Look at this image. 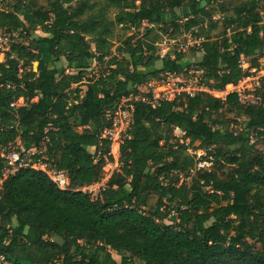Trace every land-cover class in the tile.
I'll return each mask as SVG.
<instances>
[{
  "label": "trees",
  "instance_id": "16d2710c",
  "mask_svg": "<svg viewBox=\"0 0 264 264\" xmlns=\"http://www.w3.org/2000/svg\"><path fill=\"white\" fill-rule=\"evenodd\" d=\"M144 24L146 38H127L112 57L113 30ZM38 31L45 37H34ZM157 31L195 35L201 58H162L159 36L148 39ZM0 34L10 36L0 62V180L3 151L24 152L19 142L26 152L46 147L50 165L78 189L104 176L105 161L95 163L90 149L100 147L122 99L186 68L218 92L246 77L243 59L260 68L264 0H3ZM63 59L79 73L64 72ZM94 63L104 70L88 78ZM228 113L244 118V128L231 130ZM263 140L264 99L243 106L236 94H200L156 109L138 103L121 169L98 200L61 191L33 169L0 186V256L10 264H264L251 244L264 248ZM192 144L207 154L209 171L196 169Z\"/></svg>",
  "mask_w": 264,
  "mask_h": 264
},
{
  "label": "built area",
  "instance_id": "2783aa9c",
  "mask_svg": "<svg viewBox=\"0 0 264 264\" xmlns=\"http://www.w3.org/2000/svg\"><path fill=\"white\" fill-rule=\"evenodd\" d=\"M0 39V43H1ZM2 45V44H1ZM3 48V47H2ZM166 54L161 55L164 58ZM260 63V68L253 69L245 62H241V67L247 72L246 77L238 85H229L225 91L211 90L203 81V73L194 68H186L182 73H167L160 82L150 85L151 91L140 93L137 96L124 98L120 101L117 111L111 120V126L104 130L101 136V144L99 148H93L91 153L94 156L95 163L101 160L105 161L103 167L104 176L101 181L92 185L72 189L71 180L67 172L58 170L54 165H50L49 160L45 156L46 147L42 150H30L27 152H18L16 150L3 151V158L6 161V169L0 186L11 177L15 176L22 169H33L45 173L50 180L61 191L82 192L91 196L92 200H98L101 193L107 188V184L112 176L121 169L120 151L122 146L131 139V130L134 125V114L136 104L144 103L156 109L165 102L179 101L183 97L195 98L200 94H209L217 99L225 100L230 94L238 96L239 103L243 106H258L263 102L262 81L264 80V64ZM262 65V66H261ZM230 88L231 90H227ZM177 134L181 135L182 142L184 133L177 129ZM109 143V151L104 148V142ZM256 139L252 135L250 144H255ZM40 155V159L34 161L33 156ZM199 163L197 170H210L212 163L203 161L202 156L207 157L205 152L198 153ZM112 158L113 160H111ZM194 172V171H193ZM0 188V190H1ZM0 264H10L5 258L0 256Z\"/></svg>",
  "mask_w": 264,
  "mask_h": 264
},
{
  "label": "rangeland",
  "instance_id": "374dc122",
  "mask_svg": "<svg viewBox=\"0 0 264 264\" xmlns=\"http://www.w3.org/2000/svg\"><path fill=\"white\" fill-rule=\"evenodd\" d=\"M9 1H11V0H9ZM40 1L45 3V0H40ZM2 9H3V0H0V10H2ZM110 17L113 18V14H111ZM217 18H218V16H217ZM147 28H148V25H146V24H144L140 29H136V30L134 29V30H128L127 31V30L123 29L122 27L115 28L113 30V37L111 39V43H112L111 47H112V54H113L112 57H114L118 54L117 50H118L119 46L127 38L132 37V36H136V38H138V39L146 38V34H147L146 29ZM33 36L34 37H45V34L41 31H38ZM156 36H159L158 48H159L160 55H164V54L167 55L168 54L172 58H176L178 55H182V56H184L185 60H187L189 63H191V65L196 63L201 58V53L198 52V48H199L201 41L198 40V38L195 35H192V34L175 35L174 39H172L170 35L169 36L163 35L159 31H157L155 34H153L148 39H155ZM0 39L2 41L1 44L3 47V50H2L3 53L0 54V62H4L5 61L4 53L7 51V44H9V42H10V40H9L10 36L0 34ZM31 42H32V38L29 39L28 43H26V44H30ZM246 61H248V60H246ZM259 62H261V64H264V51L260 54ZM59 65L62 67L64 72L66 71V72L72 73V74H78L79 73V71L76 69H70L66 60H64V59L61 61V63ZM103 70H104V68H100L99 65H97V63H94L92 68L86 73L87 74L86 77L92 78ZM155 83L156 82H153L149 85L141 87V92L147 93V92L151 91L152 88L150 87V85L155 84ZM73 88H76V86H74ZM83 89L86 90L85 87H83ZM227 90H231V89L228 88ZM228 117L232 120V123L230 125L231 130L238 132L244 128V126H245L244 124L246 122V120L244 118L237 116L235 113H228ZM175 136L177 138V142L182 140L181 135L177 134V131H175ZM196 146H198V145L192 144L190 146L189 153L191 155H195L196 153L197 154L200 153V151H197V152L194 151V148ZM258 146L262 151H264V140L259 142ZM17 148H19L21 151L23 150L24 152H26L24 150V148L22 147V145L19 144V142H18L17 146L15 147V149H17ZM157 199H158V197L155 196L152 200V203H155L157 201ZM167 223H170V222L167 220ZM54 240H56V239H54ZM57 242H60V241L58 240ZM251 244H253L256 251L264 253V248L261 244L254 243V242H251ZM111 254L117 262H119V263L121 262V257L119 255H117L114 251H111ZM136 264H143V263L136 261Z\"/></svg>",
  "mask_w": 264,
  "mask_h": 264
},
{
  "label": "crops",
  "instance_id": "0c3cea01",
  "mask_svg": "<svg viewBox=\"0 0 264 264\" xmlns=\"http://www.w3.org/2000/svg\"><path fill=\"white\" fill-rule=\"evenodd\" d=\"M245 62L247 63V64H249V62L248 61H246V59H245ZM21 101V102H20ZM19 101V103H21V104H23L24 103V100H20ZM90 151H92V149H90Z\"/></svg>",
  "mask_w": 264,
  "mask_h": 264
}]
</instances>
